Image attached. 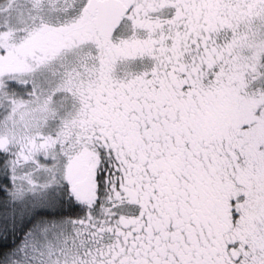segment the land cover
Masks as SVG:
<instances>
[{
  "label": "snow or ice",
  "instance_id": "obj_1",
  "mask_svg": "<svg viewBox=\"0 0 264 264\" xmlns=\"http://www.w3.org/2000/svg\"><path fill=\"white\" fill-rule=\"evenodd\" d=\"M0 264H264V0H0Z\"/></svg>",
  "mask_w": 264,
  "mask_h": 264
}]
</instances>
